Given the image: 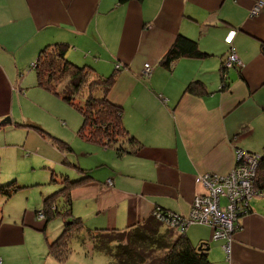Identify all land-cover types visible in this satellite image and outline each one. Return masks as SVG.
<instances>
[{
  "label": "crops",
  "instance_id": "0c3cea01",
  "mask_svg": "<svg viewBox=\"0 0 264 264\" xmlns=\"http://www.w3.org/2000/svg\"><path fill=\"white\" fill-rule=\"evenodd\" d=\"M258 2L261 13L252 16ZM179 35L197 41L209 57L162 66ZM262 41L264 0H0V122L29 120L18 111L24 82L47 45L68 43L70 61L104 77L122 64L109 99L123 107L124 125L143 148L122 157L104 149L96 173L73 191V208H84L90 229L134 227L158 208L189 217L194 198L205 193L199 176L230 173L238 150L264 155ZM231 51L242 68L229 70L223 90L220 69ZM193 81L209 94L185 93ZM251 209L238 224L231 260L208 227L191 226L186 235L195 247L210 245L214 264H264V197L252 200ZM36 211L23 223L44 231ZM23 234L0 217V247L15 248ZM6 254L0 248L2 264H11Z\"/></svg>",
  "mask_w": 264,
  "mask_h": 264
},
{
  "label": "trees",
  "instance_id": "16d2710c",
  "mask_svg": "<svg viewBox=\"0 0 264 264\" xmlns=\"http://www.w3.org/2000/svg\"><path fill=\"white\" fill-rule=\"evenodd\" d=\"M130 1L132 0H119V4H126ZM69 50L68 43L59 42L47 45L40 51L36 62L31 66V70L36 73L37 87L58 96L80 112L83 125L79 130V135L84 140L98 144L104 149L113 150L118 157L125 154H138L143 144L125 127L123 107L109 99L117 81V72L123 68L122 64H116L115 73L104 77L99 75L92 65H77L70 61L67 57ZM261 52L264 55V41L261 42ZM233 53L231 51L228 54L220 69L223 90L228 88L229 70L240 69L237 66L226 68V63ZM207 57L209 54L200 49L197 41L179 35L161 59L160 64L171 70L173 63L182 59L202 60ZM152 74L151 67V76ZM151 76L147 78L143 74V78L147 81ZM185 93L204 97L209 94V91L202 81H193L187 85ZM31 127L47 135L37 125ZM50 138L60 151L67 153L73 151L72 147L65 142L52 136ZM79 171L82 173V178L74 181L68 177H64L60 182L52 178V182L59 184L60 188L46 197L43 207L36 211L37 216L44 214L46 225L44 231L56 217L61 216L65 220L61 235L49 245V257L59 263L67 262L73 254L72 241L78 237L83 245L88 241L92 251L111 257L112 264H214L207 251L210 245L201 244L200 247H195L186 235L188 228L183 231L182 226L174 225L175 216L181 215L161 208L156 209L144 222L124 230L87 228L83 219L73 214L72 193L91 179L90 172L93 170L79 169ZM250 182L255 197L260 198V195L261 198L264 197V155L261 156ZM18 190L20 188L15 182L0 186V196L10 198ZM61 200L64 203L63 212L58 204ZM221 201L223 207L229 205L228 198H222ZM251 202L246 208L248 212L246 215L252 211ZM246 215L240 216L237 224ZM195 225L208 227L211 230L212 239V226L200 223ZM212 241L222 243L223 250L224 240L212 239Z\"/></svg>",
  "mask_w": 264,
  "mask_h": 264
},
{
  "label": "rangeland",
  "instance_id": "374dc122",
  "mask_svg": "<svg viewBox=\"0 0 264 264\" xmlns=\"http://www.w3.org/2000/svg\"><path fill=\"white\" fill-rule=\"evenodd\" d=\"M260 3L262 2H258L252 10L261 5ZM35 83L36 73L32 70L24 82L25 97L22 98H26L23 99L25 102L18 110L29 120L22 121V126L18 124L13 126L12 123L0 125V186L15 182L20 188L10 198L0 196V217L4 218L5 223L10 222L13 227L24 230L23 237L15 248L6 246L0 248L8 253L7 261L11 264H62L54 259L51 260V257L48 258L45 248L47 250L48 241L53 243L61 235L64 218L56 217L48 224L45 231L25 226L23 222L31 211L35 212L42 208L44 194L49 196L60 188L59 184L52 182V178L60 182L64 177H68L74 181L82 178L79 169H93V173L90 172L92 176L97 171L96 165L99 158L102 156L106 158V155H103L105 152L103 147L88 142L79 135L83 125L80 112L58 96L35 87ZM32 125H37L47 135L39 133L31 127ZM49 135L65 142L72 147L73 151L71 153L60 151ZM97 155H99L98 158ZM237 160L238 158H236V165ZM233 172L234 169L226 175L219 176L227 178ZM106 185L112 187V181L107 180ZM200 185L204 188L202 184ZM204 191L206 194L205 188ZM201 195L203 194L197 196ZM253 197V199L258 198V196ZM58 204L63 212L62 200ZM85 213L82 206H76V210L73 208L74 216L82 218L85 226L91 228V219ZM232 241L228 260H231L233 256L235 234ZM71 247L73 254L64 264L113 263L111 257L92 251L88 241L83 245L78 237L72 241Z\"/></svg>",
  "mask_w": 264,
  "mask_h": 264
},
{
  "label": "built area",
  "instance_id": "2783aa9c",
  "mask_svg": "<svg viewBox=\"0 0 264 264\" xmlns=\"http://www.w3.org/2000/svg\"><path fill=\"white\" fill-rule=\"evenodd\" d=\"M260 4L252 10V16L261 13L263 4ZM234 66L242 68V63L235 53L229 57L226 68ZM143 74L147 78L151 76V66L149 64L145 65ZM237 158L238 163L234 168V172L227 178L209 173L199 176L197 182L204 186L207 193L194 199L189 217L176 215L174 219V225L182 226L183 231L197 223L212 226V239L225 241L223 250L226 252L227 257H230L232 239L238 230V218L248 213L246 208L249 207L251 200L254 198L253 196H255L250 180L254 176L261 156L238 150ZM222 198L229 199L227 207L222 206ZM37 218L38 220H44L45 217L44 214H40ZM0 264H2L1 260Z\"/></svg>",
  "mask_w": 264,
  "mask_h": 264
},
{
  "label": "water",
  "instance_id": "95a60500",
  "mask_svg": "<svg viewBox=\"0 0 264 264\" xmlns=\"http://www.w3.org/2000/svg\"><path fill=\"white\" fill-rule=\"evenodd\" d=\"M11 123V119L9 117L5 118L0 125H5V124H10ZM210 248L207 249V251H209Z\"/></svg>",
  "mask_w": 264,
  "mask_h": 264
}]
</instances>
